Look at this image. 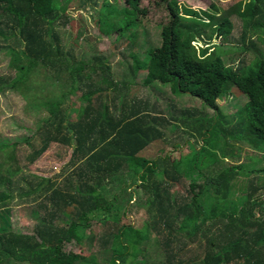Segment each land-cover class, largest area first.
Here are the masks:
<instances>
[{
	"label": "trees",
	"instance_id": "16d2710c",
	"mask_svg": "<svg viewBox=\"0 0 264 264\" xmlns=\"http://www.w3.org/2000/svg\"><path fill=\"white\" fill-rule=\"evenodd\" d=\"M76 1L81 11L87 5L99 8L103 36L135 39V45L128 44L123 53L130 63L124 57L120 63L127 64L133 80L145 71V86H170L175 95L202 101L216 117L205 122L197 109L173 103L175 112L163 115L148 98L130 96L133 80L112 74L109 57L77 56L67 47L68 42L73 47L68 30L73 18L68 10ZM247 1L244 5L241 0L233 11L243 21L241 50H254L255 58L249 65L243 62L234 68L225 62L221 47L207 61L192 54V44L203 39L209 28L213 29L210 39L217 35L223 42L231 41V12L221 14L216 5L200 11L178 0H162L170 22L160 25V45L154 46L143 27L141 18L147 11L140 8V0H124L123 7L119 0H0V54L9 58L8 68L13 71L8 77L0 76V95L17 91L43 114L34 133L36 145L24 159L29 164L37 162L52 144L72 148L67 163L70 172L60 183L59 176H33L36 182L22 176L15 188L26 191H0V264L11 260L99 264L81 253L66 252V244L84 239L90 246L99 241L108 264H150L154 260L138 258L137 252L152 242L164 254L155 264H264V52L254 43L246 44L252 32L264 38V0ZM140 29L146 37L141 43ZM133 46L143 50L146 58L140 59ZM39 77L51 83L50 89ZM235 87L248 98L242 108L245 121L239 129L224 130L221 125L228 118L218 101ZM74 98L83 103L79 110ZM170 125L175 127L171 133L199 136V145L186 142L185 154L176 144L173 153L143 155L151 145L167 140ZM231 136L257 149L260 159L229 162ZM17 147L0 144V153L4 152L0 167L10 159L18 161L11 154ZM176 151L178 157L173 155ZM16 175L8 171L9 185ZM187 180L190 190L185 184V190L174 196L175 187ZM24 183H29L28 189ZM198 183L199 192L194 193ZM14 194L24 200L32 198L35 205L31 235L12 226L8 203ZM142 205L148 217L142 226L122 223L123 217ZM61 214L63 227L54 224L62 219ZM97 215L102 216L103 234L91 231L86 235Z\"/></svg>",
	"mask_w": 264,
	"mask_h": 264
},
{
	"label": "rangeland",
	"instance_id": "374dc122",
	"mask_svg": "<svg viewBox=\"0 0 264 264\" xmlns=\"http://www.w3.org/2000/svg\"><path fill=\"white\" fill-rule=\"evenodd\" d=\"M179 4L182 6H187L195 10L205 11L212 8V5H216L221 9V14L225 13V11L231 12V19L234 23V30L230 37L231 41L229 43L223 42L221 37L214 35L212 39L210 37L213 35V29H207L206 34L202 37L203 39H199L198 41L192 44V54L200 61H207L216 56V49L221 47L225 51V62L234 68H238L243 62L244 65H249L250 61L255 58L254 50L249 51L248 53H244L241 50L243 46V21L237 15V12L233 11L234 8L240 3L241 0H178ZM245 5L248 3L247 0H242ZM140 8L147 11L146 14L141 18L143 27L150 33L151 40L154 46L160 45L159 34L160 25H167L170 22V15L167 10L166 4L162 2V0H140L139 2ZM119 6H124V0H119ZM80 3L78 1L72 2L70 4V8L68 10V14L72 16L73 22L69 26L68 30L72 35L71 44L73 47L68 45V48H73L75 54L77 56L84 55H105L109 57V63L111 65L112 74H117L118 76L127 75L128 80H133L132 76H130V71L127 70V64H120L122 61V57L126 63H130V58L123 53H127L125 47L128 44H134L133 42H129L127 39L120 41V39H116V36L113 38L103 36L99 30V8L93 5H87L85 10H79ZM140 29L138 37V42L145 40L143 35H141ZM210 39V40H209ZM141 43V42H140ZM254 43L259 50L264 52V38L261 39L258 35H254L253 32L248 34L246 38V44L248 46ZM135 45V44H134ZM133 51L140 57V59H145L146 54L143 50L138 47L133 46ZM9 58L4 54H0V76L8 77L13 71L8 68ZM146 77V72H141L137 75L135 80H133V84L130 87V96L138 97L140 99L148 98L151 104H157L158 109L163 111V115H169L170 112H175V109L171 110V104H175L179 108L185 109H197L199 117H202V120L205 122L208 121L213 115L214 112L205 106L202 101L191 97L189 95H175L170 86H161L157 85L158 83H154L149 86L144 85V80ZM39 82L41 84H47L50 89V84L46 82L44 77H39ZM38 82V83H39ZM44 86V85H43ZM48 89V90H49ZM237 91V92H236ZM44 91L43 96L47 94ZM233 92V93H232ZM75 99L76 110L80 109V105L83 103L79 100ZM248 98L246 95L239 92V90L235 87L232 88L230 94L223 97L218 101V105L221 108V112L224 117L228 119L224 121V125H221V128L224 130L229 127L234 129L236 126L239 129V124L242 123L245 118V114L242 110L243 106L247 103ZM240 106H242L240 108ZM160 113V112H158ZM42 113L37 112V109L32 108L28 105V101L20 94L19 92L10 91L5 95H0V144H7L9 146H13L18 144L17 148L11 150V154H16L18 161L14 159H10L9 164L3 165V168L0 167V180L2 185L0 186V191H4L5 189H9L14 193H22L26 190H21L19 188H15L16 182L22 176H25L27 179L33 180L35 179L33 176L41 177L44 179L52 178L56 179L59 176L58 182L60 183L64 180L65 176H67L68 172H70L67 168V163L69 162L72 155V148H68L59 144H52L50 148L40 157V159L33 163L29 164L24 158L27 154L32 151L31 146L36 145V141L34 139L35 132L38 129L41 119ZM75 118H77L76 113L74 114ZM216 117V116H213ZM245 124L241 127L243 129ZM175 127L170 125L168 127L167 140L158 141L157 143L151 145L149 148L145 149L142 154L150 157H154L160 155L161 153H165L173 151L176 149L174 145L180 144L182 147L181 154H185L188 150V144H192L194 141L199 145L200 138L196 136L195 139L188 137L187 134L183 135V132L171 133L173 132ZM229 144L227 154L229 155V162H246L249 163L252 160H258L262 156L261 153L253 146L248 144L247 142H241L236 139H232V136ZM188 140V141H187ZM199 140V141H198ZM38 142V140H37ZM194 142V143H195ZM219 156H222V152L219 151ZM4 152L0 153V162L4 159ZM173 155L178 157V151H176ZM8 171L18 172V175L12 177L13 185H9L8 181L10 180L8 176ZM63 172V174H62ZM9 179V180H8ZM0 183V184H1ZM185 184H187V189L190 190V181L187 180L185 183L178 185L173 190L174 196H179L185 190ZM29 185L24 183L23 187L29 188ZM21 186V185H20ZM192 190V189H191ZM194 193L199 192V183L195 185V188L192 190ZM15 199L11 202L9 201L8 205H14L13 207H9L13 212V223L12 226L19 233L29 234L33 232L34 223L31 221V218L28 219L24 212L25 208L21 209V205L23 204H32L30 202L32 198L24 200L20 199L19 195L14 194ZM142 202L144 201V197L141 198ZM146 206L142 205L141 208H137L134 213H131L128 216L122 218V223H132L135 226H142L145 221H147V212L145 210ZM134 210V209H133ZM100 213V212H98ZM69 216V215H68ZM101 215H97L92 218L90 229H87L86 235L90 234L91 231L95 234H103L104 225L101 221ZM68 217L66 216V219ZM59 220V219H58ZM65 216L58 222L62 227L65 226ZM31 235V234H29ZM154 240V239H153ZM145 245V244H144ZM139 252L138 258L145 256L154 262L149 261L150 264H155L159 259H161L164 254L162 249L157 247L155 243H149L145 249L142 247H138ZM66 252H76L81 253L89 257L90 260L95 261L99 264L106 263L104 254L102 253L103 247L100 245L99 241H95L93 245L90 246V241L88 239H84L81 243L76 240L71 241V243L66 244L65 246ZM144 250V251H143ZM2 264H27L17 261L4 262ZM108 264V263H106Z\"/></svg>",
	"mask_w": 264,
	"mask_h": 264
},
{
	"label": "crops",
	"instance_id": "0c3cea01",
	"mask_svg": "<svg viewBox=\"0 0 264 264\" xmlns=\"http://www.w3.org/2000/svg\"><path fill=\"white\" fill-rule=\"evenodd\" d=\"M31 202V201H30ZM14 205H12L11 207H13ZM22 208H25L24 210H22L23 212H24V214H25V216L28 218V219H30L31 218V221L34 223V227H35V223H36V221L34 220V216H33V211L35 210V205H32V204H23V205H21V209ZM13 210H12V214H11V221H12V224H14L13 223ZM60 216H62V218H63V214H61ZM59 221H61V220H54V224L56 225V226H61L62 227V225L61 224H58V222ZM33 233V232H32ZM32 233H29V234H32Z\"/></svg>",
	"mask_w": 264,
	"mask_h": 264
}]
</instances>
